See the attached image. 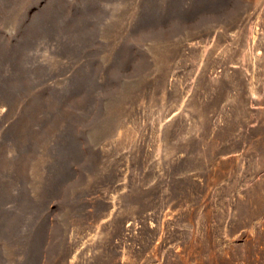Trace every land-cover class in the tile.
Segmentation results:
<instances>
[{
    "label": "rangeland",
    "instance_id": "obj_1",
    "mask_svg": "<svg viewBox=\"0 0 264 264\" xmlns=\"http://www.w3.org/2000/svg\"><path fill=\"white\" fill-rule=\"evenodd\" d=\"M0 264H264V0H0Z\"/></svg>",
    "mask_w": 264,
    "mask_h": 264
}]
</instances>
